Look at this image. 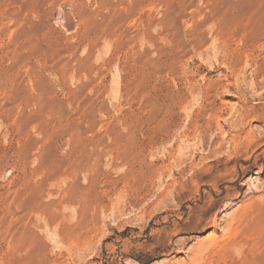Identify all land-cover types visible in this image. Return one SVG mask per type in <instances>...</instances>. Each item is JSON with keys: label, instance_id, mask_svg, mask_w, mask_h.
Returning a JSON list of instances; mask_svg holds the SVG:
<instances>
[{"label": "rangeland", "instance_id": "1", "mask_svg": "<svg viewBox=\"0 0 264 264\" xmlns=\"http://www.w3.org/2000/svg\"><path fill=\"white\" fill-rule=\"evenodd\" d=\"M263 196L264 0H0V264H264Z\"/></svg>", "mask_w": 264, "mask_h": 264}, {"label": "bare ground", "instance_id": "2", "mask_svg": "<svg viewBox=\"0 0 264 264\" xmlns=\"http://www.w3.org/2000/svg\"><path fill=\"white\" fill-rule=\"evenodd\" d=\"M260 72V71H259ZM259 80V79H258ZM236 90V89H235ZM239 116V115H238ZM240 118V117H239ZM243 119V118H242ZM239 120V119H238ZM206 128V127H205ZM238 128V127H237ZM249 133V132H248ZM252 133V132H251ZM218 138V137H217ZM245 139V138H244ZM247 139H249V142H253L255 140V137L247 134ZM227 143V142H226ZM263 159V158H262ZM262 197V196H261ZM264 197V196H263ZM260 199V197L258 198ZM263 198H261L260 200H258L257 202L252 203L251 205L246 207V210L250 213L249 215H263L264 214V202L262 201ZM263 202V203H262ZM249 209V210H248ZM235 215V214H234ZM236 217V216H235ZM223 239V238H222ZM221 239V240H222ZM228 242V241H227ZM229 244V243H228ZM239 244V243H237ZM240 245V244H239ZM238 246V245H237ZM236 246V247H237ZM233 247V246H232ZM235 247V246H234ZM248 247V246H247ZM230 251V250H229ZM202 252V251H201ZM195 257V256H194Z\"/></svg>", "mask_w": 264, "mask_h": 264}]
</instances>
